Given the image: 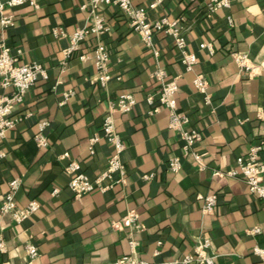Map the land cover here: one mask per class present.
I'll use <instances>...</instances> for the list:
<instances>
[{
  "label": "crops",
  "instance_id": "0c3cea01",
  "mask_svg": "<svg viewBox=\"0 0 264 264\" xmlns=\"http://www.w3.org/2000/svg\"><path fill=\"white\" fill-rule=\"evenodd\" d=\"M90 1L24 3L11 9L13 26L4 28L0 22V43L6 41L14 54L19 52L21 62L38 61L50 69L17 106L16 113L30 114L0 136V153L5 154L0 157V206L15 177L22 178L18 203L25 206L38 199L42 204L22 222L0 211V236L7 244V252L0 251V264H25L26 244L31 240L39 248L36 264H109L131 253L130 237L139 241L140 258L172 260L192 252L204 235L211 237L216 264H264V256L255 252L256 246L264 249V199L253 194L242 178L217 173L235 167L239 156L264 142V0H231L230 8L212 14L207 0H164L151 9L152 19L184 17L188 48L198 55L190 72L172 36L155 33L156 56L130 28L123 12L107 4L100 12L110 30L101 38L89 34L63 64L69 37L56 36L53 30L61 26L70 34L85 25L90 13L82 6ZM133 2L148 6L151 0ZM100 41L111 54L113 78L105 88L96 81L93 60L79 57ZM202 43L213 49L201 47ZM236 51L248 52L257 74L240 70L232 55ZM159 65L169 75L180 76L178 105L190 115V125L202 131L194 149L203 167L190 154L182 156L178 172L169 169V160L182 155L183 141L169 128L168 108L151 112L157 103L147 100L160 89L153 75ZM198 73L209 80L210 103L194 85ZM70 90L73 95L63 102ZM12 91L0 84V99ZM122 92L137 98L131 111L114 115L127 143L126 180L111 190L96 189L76 197L68 186L71 176L66 165L79 161L91 178L107 167L113 146L101 138L91 152L90 139L101 132L109 106ZM41 120L50 122L48 147L39 146L34 138ZM261 156L264 159V149ZM146 174L153 176L146 179ZM209 194L217 196V204L212 212H205L204 196ZM132 209L146 229L115 227L114 222ZM255 227L262 229L251 232Z\"/></svg>",
  "mask_w": 264,
  "mask_h": 264
},
{
  "label": "built area",
  "instance_id": "2783aa9c",
  "mask_svg": "<svg viewBox=\"0 0 264 264\" xmlns=\"http://www.w3.org/2000/svg\"><path fill=\"white\" fill-rule=\"evenodd\" d=\"M40 0H0V22L4 28L13 26L15 24V17L12 8L15 6L29 3L36 6ZM164 0H151L148 6L135 4L133 0H91L90 3L83 4V9L89 10V20L81 27H78L72 33L68 34L66 30L61 27L54 28L56 36H68L69 44L63 49L64 59L63 64H67L72 56L81 48L82 42L89 34L94 33L98 37H102L110 30V26L106 21L104 15L100 12L103 6L114 5L117 6L128 20L130 28L141 35L143 42L151 48L155 55H159V51L155 46L154 35L157 31H163L173 37L176 48L180 53L181 62L187 71H192L198 62V55L196 52L189 50L188 40L186 35V28L184 26V17H177L174 19L166 15L159 18H150L149 11L155 9L163 4ZM208 13L212 14L221 8H230L231 0H207ZM264 38V29H263ZM201 47H209L213 49L211 44L202 43ZM11 46L6 42L0 43V84L6 88H12L10 95L4 96L0 99V136H3L6 131L14 128L20 121L24 120L29 114L16 113L17 106L24 102L28 92L37 85V82L42 78H47L49 70L43 63L38 61L21 62L18 54H14ZM110 55L108 47L105 42L100 41L88 53L80 54L81 60L92 59L96 68V81L102 86H107L113 78L109 69ZM241 71L249 75L257 74V65L252 61L248 52L236 51L232 53ZM159 84V91L157 95L149 94L147 100L150 103H157L151 112L159 110L161 106H165L169 110L170 120L169 128L176 131L182 142V155L173 156L169 160V169L172 172H178L183 165L182 156L192 154L201 167L204 166L201 155L195 151V145L200 142L203 134L198 128L190 125V115L180 110L178 105L177 93L179 90L180 76H171L168 74L166 68L159 65L153 73ZM120 78V77H118ZM194 85L205 96V102H211V94L209 93V80L205 74L198 73L194 77ZM70 90L64 93V101L66 102L72 95ZM137 104L136 96L131 92H122L116 103H111L106 112L99 134H95L90 139L91 152H94V143L99 139H105L113 146V153L108 159L107 167L95 178H91L85 171H83L81 164L77 160H71L66 165V170L70 174L68 183L69 188L76 197L100 189L101 191H108L113 189L116 185L122 184L126 180V166L123 160V153L126 150L127 143L125 139L118 132L115 122L116 112H129ZM50 122L48 120H41L38 123V131L35 133V141L41 147H48L50 142L47 134ZM264 149V142H258L251 146L246 155L239 156L237 165L226 171L218 170L217 173L221 175H228L245 180L250 190L260 198L264 199V159L261 152ZM4 152L0 153L3 157ZM153 174H146L144 178L149 179ZM22 185V178L15 177L9 181V189L5 193L0 211L4 215H9L15 222H22L33 215L40 209L41 203L38 199H32L27 205L21 206L18 203L17 193ZM56 191V190H55ZM205 204L204 211L212 212L217 204V196L209 194L204 196ZM117 228L124 226L130 227L132 230L141 231L146 229V224L140 220V214L135 210H129L125 216L120 220L114 222ZM262 228L255 227L251 232L258 233ZM138 242L135 238L130 237L129 244L131 246V253L123 254L115 258L109 264H216V254L211 252L212 240L208 235L200 238L194 246L192 252L185 254L181 258L162 261H150L140 258L137 255L136 247ZM0 251L7 252V244L4 237L0 236ZM27 260L25 264H36V258L39 256V248L37 244L29 241L26 244ZM255 252L264 256V249L256 246ZM2 264H13L11 261H5Z\"/></svg>",
  "mask_w": 264,
  "mask_h": 264
}]
</instances>
